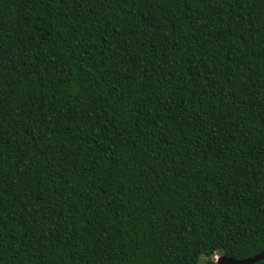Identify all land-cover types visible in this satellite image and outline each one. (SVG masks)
I'll use <instances>...</instances> for the list:
<instances>
[{
    "label": "trees",
    "instance_id": "obj_1",
    "mask_svg": "<svg viewBox=\"0 0 264 264\" xmlns=\"http://www.w3.org/2000/svg\"><path fill=\"white\" fill-rule=\"evenodd\" d=\"M263 251L264 0H0V264Z\"/></svg>",
    "mask_w": 264,
    "mask_h": 264
},
{
    "label": "water",
    "instance_id": "obj_2",
    "mask_svg": "<svg viewBox=\"0 0 264 264\" xmlns=\"http://www.w3.org/2000/svg\"><path fill=\"white\" fill-rule=\"evenodd\" d=\"M262 259H264V251L256 256L242 260H236L234 258L227 257L226 255H222L214 264H254Z\"/></svg>",
    "mask_w": 264,
    "mask_h": 264
},
{
    "label": "rangeland",
    "instance_id": "obj_3",
    "mask_svg": "<svg viewBox=\"0 0 264 264\" xmlns=\"http://www.w3.org/2000/svg\"><path fill=\"white\" fill-rule=\"evenodd\" d=\"M222 255L220 253H216L214 256H213V260L216 262V260L221 257ZM207 262V257L206 256H202L201 257V264H206Z\"/></svg>",
    "mask_w": 264,
    "mask_h": 264
}]
</instances>
